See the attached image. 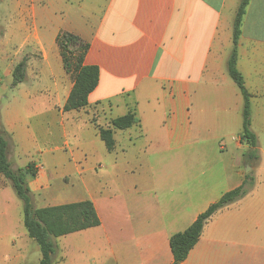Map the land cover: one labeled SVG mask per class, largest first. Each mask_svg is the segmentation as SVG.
<instances>
[{
	"label": "crops",
	"instance_id": "1",
	"mask_svg": "<svg viewBox=\"0 0 264 264\" xmlns=\"http://www.w3.org/2000/svg\"><path fill=\"white\" fill-rule=\"evenodd\" d=\"M240 1L13 0L0 10L6 76L26 59L23 82L10 83L20 96H0L10 168L38 167L27 178L36 208L90 201L100 221L54 238L52 264H78L76 255L91 264H171L170 237L246 177L253 186L209 218L180 264H264V0H249L237 47L257 142L252 166L240 140L242 95L227 72ZM61 32L87 43L83 64L99 70L87 106L67 112L74 82L56 44ZM129 112L137 122L114 129L107 151L99 129ZM53 139L62 145L45 147ZM61 170L65 187L56 184ZM41 257L0 174V264Z\"/></svg>",
	"mask_w": 264,
	"mask_h": 264
},
{
	"label": "trees",
	"instance_id": "2",
	"mask_svg": "<svg viewBox=\"0 0 264 264\" xmlns=\"http://www.w3.org/2000/svg\"><path fill=\"white\" fill-rule=\"evenodd\" d=\"M249 0H241L236 11L232 31V49L227 60V72L239 89L242 99V131L240 140L247 144L248 150L244 153V161L252 166L258 160L257 142L250 130V94L248 93L242 75L236 67L238 40L241 34L242 18L245 15ZM56 44L60 51L63 68L73 78V87L63 106L64 111L81 109L88 104V96L98 85L99 70L96 66L83 64L88 44L77 36L61 32L56 36ZM26 59L20 61L12 71V86H17L25 78ZM137 122L133 113L116 118L111 127L100 128L99 136L107 151L114 148L113 130H125ZM9 137L0 129V174L11 186L23 205V224L28 236L39 246L41 260L39 264H52L51 255L54 253V238L79 232L100 224L94 207L90 201L63 204L53 207L36 208L33 205L28 177H34L36 170L33 165L24 168L11 169L7 160ZM246 177L242 185L225 193L216 203L210 205L206 211L198 215L196 220L184 231L170 237L169 245L173 261L171 264L183 262L189 251L198 242L203 227L209 218L218 210L237 201L253 186Z\"/></svg>",
	"mask_w": 264,
	"mask_h": 264
},
{
	"label": "rangeland",
	"instance_id": "3",
	"mask_svg": "<svg viewBox=\"0 0 264 264\" xmlns=\"http://www.w3.org/2000/svg\"><path fill=\"white\" fill-rule=\"evenodd\" d=\"M10 1H13V0H0V10L5 6L7 5L8 3H10ZM8 23V18L5 17V16H2L1 15V12H0V27L1 28H6V24ZM33 27H31L32 29ZM39 30L41 32V26L39 25ZM3 30L0 29V37L2 36L3 34ZM4 43H2L0 41V46H3ZM7 50V47L4 46V47H1L0 48V96L4 97V98H12V97H19V93H18V89H15L13 90L10 86V83H12V79L11 78H8L5 74V69H6V66L9 64V61L8 60H5L4 59V52ZM16 50V49H15ZM17 60L16 58L13 60L15 61ZM12 61V62H13ZM11 62V63H12ZM18 64V63H17ZM16 64V65H17ZM10 65V64H9ZM15 65V66H16ZM70 139L69 140V150L74 148L76 146V142L75 141H72L71 140V137H69ZM60 140L58 139H53L51 141H49L47 143V145L45 147H48V146H55V144H57L58 146H61L62 143L59 142ZM262 141H264V138L262 139ZM11 142L10 140V137H9V143ZM58 142V143H57ZM62 153L66 154V151H62ZM21 168V167H18V169ZM46 168L48 169L47 165H46ZM96 170H98V166H96L95 168ZM59 170V169H58ZM62 171V172H61ZM61 171H58L57 172V176L60 177L58 180H56V184L59 185L60 187H65L66 184L68 183H71L70 179L66 178H61L63 177L64 175V171L61 170ZM94 172V170H93ZM95 173V172H94ZM34 205V203H33ZM35 206V205H34ZM63 240H60L59 243H61ZM71 251V250H70ZM77 257H82V261H79L77 262L78 264H81L82 262L86 263V264H91V260H89L87 257H85V259L83 258L84 256H79V255H76ZM84 259V260H83ZM106 264H111V262L109 261H106Z\"/></svg>",
	"mask_w": 264,
	"mask_h": 264
},
{
	"label": "built area",
	"instance_id": "4",
	"mask_svg": "<svg viewBox=\"0 0 264 264\" xmlns=\"http://www.w3.org/2000/svg\"><path fill=\"white\" fill-rule=\"evenodd\" d=\"M34 169L37 171L38 170V167L34 166Z\"/></svg>",
	"mask_w": 264,
	"mask_h": 264
},
{
	"label": "water",
	"instance_id": "5",
	"mask_svg": "<svg viewBox=\"0 0 264 264\" xmlns=\"http://www.w3.org/2000/svg\"><path fill=\"white\" fill-rule=\"evenodd\" d=\"M248 167V166H247Z\"/></svg>",
	"mask_w": 264,
	"mask_h": 264
}]
</instances>
